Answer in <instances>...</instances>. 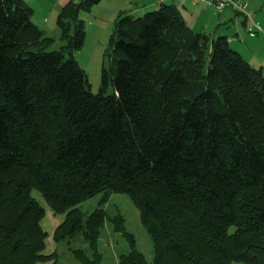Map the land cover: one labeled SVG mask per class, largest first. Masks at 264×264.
Returning <instances> with one entry per match:
<instances>
[{"label": "trees", "instance_id": "obj_1", "mask_svg": "<svg viewBox=\"0 0 264 264\" xmlns=\"http://www.w3.org/2000/svg\"><path fill=\"white\" fill-rule=\"evenodd\" d=\"M101 0H69L53 39L23 0H0V264L52 261L44 208L66 213L56 243L100 264L105 221L129 243L117 264H264V77L233 50L185 24L174 4L119 15L108 66L92 93L73 53ZM111 85V93L107 92ZM125 194L152 243L147 262L123 217L77 205Z\"/></svg>", "mask_w": 264, "mask_h": 264}, {"label": "rangeland", "instance_id": "obj_2", "mask_svg": "<svg viewBox=\"0 0 264 264\" xmlns=\"http://www.w3.org/2000/svg\"><path fill=\"white\" fill-rule=\"evenodd\" d=\"M65 3L68 0H36L37 7L35 14L32 15V22L43 31V36L53 39L48 46V51H58L65 45V41L60 38V29L57 25V16H49L50 6L53 2ZM77 2L78 0H74ZM36 6V5H35ZM128 4L125 0H101L95 4L89 12H79L78 18L84 21L85 39L81 49L73 53L75 61L87 75L88 83L92 93H97L101 86V70L103 65L108 66V41L114 26V20L117 18V10L126 8ZM148 9L134 15V17L142 16ZM53 14V12H52ZM45 18L47 22L45 25ZM44 19V20H43ZM197 32V31H195ZM50 35L51 37H49ZM112 87L109 84L107 92L111 93ZM31 195L44 208V217L41 220V227L47 233L45 240V254H56L59 264H81V262L72 255L71 249H83L88 257L91 258L87 250V246L80 240L76 239L72 242L56 243L53 240V233L56 227L62 223L66 213H53L51 208L45 203L39 192L35 189L31 191ZM101 194L87 199L77 205V208L84 214L90 213L97 206L102 207L109 218L115 215L123 217V225L127 232L133 235L135 240V249L142 253L147 262H151L153 258L152 243L146 229L140 222L139 210L132 204L131 200L125 194H112L103 203L100 204ZM97 250L102 255L100 264H117L118 257L121 254L129 252V243L122 234L113 231V226L109 220L105 221L101 234L97 243ZM52 261L37 262L36 264H51ZM234 264H245L235 262Z\"/></svg>", "mask_w": 264, "mask_h": 264}, {"label": "crops", "instance_id": "obj_3", "mask_svg": "<svg viewBox=\"0 0 264 264\" xmlns=\"http://www.w3.org/2000/svg\"><path fill=\"white\" fill-rule=\"evenodd\" d=\"M23 1L33 9L32 15H34L40 5L35 4L36 0ZM244 1L250 13V17L247 18L232 10L217 13L213 7L205 3L185 2L183 0H125L128 6L117 10L115 15H117L116 17L119 15L134 17V15H140L148 9L156 10L161 4H174L188 28L194 32L206 33L212 38L225 36L229 46L251 66L259 68L264 77V0ZM65 3L53 2V5L50 6L49 16L52 17L53 15L56 19L60 8ZM46 22L47 18H45V25ZM255 25L259 26L263 32H258Z\"/></svg>", "mask_w": 264, "mask_h": 264}, {"label": "built area", "instance_id": "obj_4", "mask_svg": "<svg viewBox=\"0 0 264 264\" xmlns=\"http://www.w3.org/2000/svg\"><path fill=\"white\" fill-rule=\"evenodd\" d=\"M179 1V0H175ZM185 2H194V3H205L208 6H211L215 9L217 13H223L227 10H232L235 13H240L246 18L250 17V13L246 8V2L244 0H183ZM255 28L258 32H263V30L255 25Z\"/></svg>", "mask_w": 264, "mask_h": 264}]
</instances>
